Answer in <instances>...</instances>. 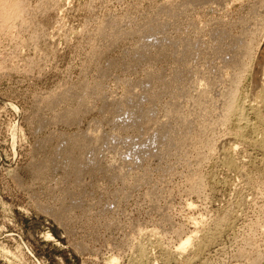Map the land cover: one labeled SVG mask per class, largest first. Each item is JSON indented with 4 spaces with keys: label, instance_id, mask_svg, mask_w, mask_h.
Instances as JSON below:
<instances>
[{
    "label": "rangeland",
    "instance_id": "rangeland-1",
    "mask_svg": "<svg viewBox=\"0 0 264 264\" xmlns=\"http://www.w3.org/2000/svg\"><path fill=\"white\" fill-rule=\"evenodd\" d=\"M0 10L16 13L0 15V264H264V0H0ZM144 83L183 142L138 169L127 166L133 144L158 123L140 136L118 127ZM91 136L116 147L79 181L70 161ZM42 207L71 209L57 222Z\"/></svg>",
    "mask_w": 264,
    "mask_h": 264
},
{
    "label": "bare ground",
    "instance_id": "bare-ground-1",
    "mask_svg": "<svg viewBox=\"0 0 264 264\" xmlns=\"http://www.w3.org/2000/svg\"><path fill=\"white\" fill-rule=\"evenodd\" d=\"M204 1H206V0H204ZM213 1V0H212ZM215 1V0H214ZM220 1V0H219ZM199 2V1H198ZM202 2V1H201ZM15 3V2H14ZM186 4V3H185ZM12 5V4H11ZM15 5V4H14ZM17 5V4H16ZM10 6V5H9ZM8 6V7H9ZM5 7V6H4ZM12 7H14L13 5H12ZM12 7H9L10 8V11H14L15 9H13ZM9 8H7L8 10H9ZM12 8V9H11ZM19 7H17V9H18ZM3 10V9H2ZM23 10V9H22ZM1 11V10H0ZM4 12H6L7 14H8V12H7V10L6 11H4ZM5 15V13H4V15L1 13L0 15L4 18V20H6L7 21V19L9 20V19H11V18H14V16H15V14L16 13H13L12 12V14L11 15ZM175 14V13H174ZM176 14H179V11H178V13H176ZM0 16V17H1ZM18 16V15H17ZM177 16V15H176ZM1 20H3V19H1ZM20 21V20H19ZM12 22V21H11ZM13 26V25H12ZM166 26V25H165ZM159 27H161V26H159ZM167 27V26H166ZM6 28V27H5ZM160 30H161V28H159ZM1 30V29H0ZM162 31V30H161ZM154 32H156V31H154ZM169 32V31H168ZM115 33V32H114ZM162 33V32H161ZM226 34L228 33V32H225ZM221 33H219V36H221V39L222 38H224V37H227V35L226 34H221ZM161 38H155L154 37V39H156L155 41H157V42H159L160 43V41H161V39H163L162 38V36H160ZM229 37V36H228ZM227 37V38H228ZM148 40V39H147ZM219 40H220V38H219ZM237 42H242V40H241V36L240 37H237L236 39H235ZM154 41V40H153ZM166 41V40H165ZM225 41H226V39H225ZM154 43H156V42H154ZM217 43V42H216ZM220 43V42H219ZM147 45L148 44H150L151 45V42L150 43H146ZM158 44V43H157ZM157 44H155V45H157ZM221 44V43H220ZM219 44V45H220ZM243 44H245V43H243ZM143 45H145V44H143ZM162 45V44H161ZM177 45V44H176ZM247 45V44H246ZM152 46V45H151ZM170 46V45H169ZM186 46V45H185ZM184 46V47H185ZM147 47H149V45L147 46ZM153 47V46H152ZM182 47V46H181ZM215 47V46H214ZM236 47V46H235ZM240 47H242V45L240 46ZM247 47V46H246ZM246 47H245V49H246ZM159 48V47H158ZM164 48V47H163ZM162 48V49H163ZM180 48V47H179ZM186 48V47H185ZM249 48V47H248ZM138 49V48H137ZM139 49L140 50H142L143 49V51H145L144 49H146V46H145V48L143 47L142 49L139 47ZM178 49V48H177ZM190 47H189V50H184L183 49V51L181 52L180 50V54H179V58H183V60L184 59H188V57L187 58H185L186 56H184L185 55V52L186 51H190ZM201 49H202V47H201ZM238 49V48H237ZM242 49V48H241ZM157 50H159V49H157ZM143 51L142 52H137V54H138V56L137 55H135L134 54V52H133V55H134V57H132V58H136V57H138V58H136L135 59V61L138 59V62L140 63V61L142 62V59L144 58V56H145V54H143ZM156 51V50H155ZM164 51V50H163ZM166 51V50H165ZM192 51H194V50H192ZM191 51V52H192ZM201 51V50H200ZM199 51V52H200ZM239 51V50H238ZM218 52V51H217ZM240 52V51H239ZM244 52V51H243ZM248 52V51H247ZM135 53H136V51H135ZM145 53V52H144ZM161 53V52H160ZM169 53V52H168ZM174 53H177V52H174ZM194 53H195V51H194ZM205 53V52H204ZM226 53V52H225ZM246 53V52H245ZM245 53H242V54H245ZM132 54V53H131ZM187 55L189 54V52L188 53H186ZM196 54V53H195ZM230 54V53H229ZM238 54H241V53H238ZM177 55V54H176ZM193 55V54H192ZM198 55V54H197ZM233 55V54H232ZM136 56V57H135ZM148 56V55H147ZM164 56V55H163ZM189 56V55H188ZM230 56V55H229ZM239 56V55H238ZM153 57V56H152ZM151 57V58H152ZM155 57V56H154ZM177 57V58H178ZM190 57V56H189ZM193 57V56H192ZM194 57H196V56H194ZM228 57V56H227ZM236 57V56H235ZM146 58H148V57H145V59ZM231 58V57H230ZM141 59V60H140ZM226 59V58H225ZM239 59V58H238ZM238 59H237V61H238ZM144 60V59H143ZM152 60V59H151ZM150 60V61H151ZM232 60H233V58H232ZM236 60V59H235ZM234 60V61H235ZM132 61V60H131ZM134 61V62H135ZM231 61V60H230ZM146 62V61H145ZM226 62V61H225ZM236 62V61H235ZM136 63H137V61H136ZM139 63H137V64H139ZM143 63H144V61H143ZM229 63V62H228ZM238 63V62H237ZM135 66H136V64L135 63H133ZM145 64V63H144ZM132 65V64H131ZM134 65H132L131 67H133ZM177 65H178V63H177ZM180 65V64H179ZM179 65L178 66H176V64H175V67H179ZM226 65H227V63H226ZM230 65H231V62H230ZM129 66V65H128ZM148 66V65H147ZM227 66H229V65H227ZM234 66V65H233ZM138 67V66H137ZM174 67V68H175ZM134 68V67H133ZM139 68V67H138ZM148 68V67H147ZM173 68V69H174ZM181 69V68H180ZM126 70H127V68H126ZM129 70V69H128ZM176 71H180V70H176V68H175V70H174V72H173V74L172 75H170L171 76V80L172 81H170V82H173L174 84H175V81H177V80H179V79H181V77H180V72H176ZM182 71V70H181ZM108 71L106 70L105 71V73H107ZM172 72V71H171ZM184 72V71H183ZM193 72V71H192ZM179 73V74H178ZM169 74V73H168ZM183 74V73H182ZM224 74V73H223ZM185 75V74H184ZM194 75V74H193ZM182 76V75H181ZM192 76V75H191ZM147 77V76H146ZM148 77H150V76H148ZM147 77V78H148ZM193 77H196L195 75L193 76ZM164 78H166V77H164ZM163 78V79H164ZM169 78V77H168ZM149 79V78H148ZM150 79H154V78H150ZM155 79H157V76H156V78ZM159 79H161V77L159 78V75H158V79L155 81V83L154 84H158L157 83V81H159ZM162 79V80H163ZM183 79V78H182ZM181 79V80H182ZM185 79V78H184ZM188 79V78H187ZM191 79H193V78H191ZM190 79V80H191ZM186 80V79H185ZM153 81V80H152ZM204 81V80H203ZM147 82V81H146ZM145 82V83H146ZM187 82V81H186ZM194 82H195V80H194ZM142 84H143V82H141ZM140 83V84H141ZM144 83V84H145ZM147 83H150V82H147ZM146 83V84H147ZM162 83V82H161ZM181 83H183L184 84V82H181ZM132 84V83H131ZM146 84L142 87V85L140 86V88H144V89H142V92L139 94V96L140 97H142L143 99H138L137 98V100L135 101V102H133L134 104H132V106H127L126 108H123V110H122V106H118L119 104H117V106H118V108H119V110L122 112L121 114H119L120 115V119H122V124L124 125H122V126H120L121 127V129H119V127H118V130H122L123 128L122 127H124V128H129V129H134L137 133H138V136H140L139 135V131H143V130H145V129H147L146 127L148 126V125H150V124H157L158 123V126L157 127H153L154 128V131H152L153 132V135H152V133H150L149 135H151L150 137H148V138H146L147 140V142H143V141H140L139 143L137 142V143H135L134 142V144H133V146L135 147H133L134 148V151L136 152V154L134 153V155H133V158H136V160L135 159H133V160H131V162H130V164H127V166H132L133 168H138L140 165H138L139 164V162L141 163L147 156L149 157H147L146 158V161H148L150 158H152L153 156H155V157H161V159L163 158V157H165L166 158V154L167 153H169L170 152V149H171V147L170 146H172V144H178L180 147H181V145L180 144H182V140L180 141V140H176V137H175V135H174V132H177L178 131V127H179V125H175L177 128H174V127H170L169 128V126L167 127L166 126V123L165 124H163L164 123V121L161 123V122H159L160 121V117H159V115H158V113H160V112H158V110L156 109H154L155 108V104H154V102H152V100H154V99H150V95L148 96V94H150V93H148L150 90L148 89V87H146L145 88V86H146ZM170 84V83H169ZM173 84V85H174ZM177 84V83H176ZM151 86H155V85H152V84H150ZM166 85V84H165ZM181 85V84H180ZM179 85V86H180ZM189 85V84H188ZM188 85H186V86H188ZM207 85V84H206ZM149 87V88H152L151 90H157L158 89V87H157V89H155V88H153V87ZM162 86V85H161ZM194 86V85H193ZM192 86V87H193ZM174 87V86H173ZM189 87V86H188ZM192 87L190 86L189 88H191L192 89ZM81 88H82V86H81ZM165 88H167V87H165ZM182 88V87H181ZM183 88H184V86H183ZM194 88V87H193ZM136 89V88H135ZM146 89H148V90H146ZM185 89H188V88H185ZM81 90H83V88L81 89ZM163 90V89H162ZM161 90V91H162ZM166 90V89H165ZM190 90V89H189ZM89 91V90H88ZM148 91V92H147ZM180 91H181V89H180ZM185 91V90H184ZM183 91V92H184ZM192 91V90H191ZM90 92V91H89ZM88 92V93H89ZM79 93V92H78ZM86 93V92H85ZM158 93V92H157ZM90 94V93H89ZM95 94V93H94ZM178 94V93H177ZM180 94H181V92H180ZM187 94V93H186ZM185 94V95H186ZM197 94V93H196ZM200 94V93H199ZM233 94V93H232ZM237 93H235V95H236ZM82 95V94H81ZM130 95H131V93H130ZM231 95V94H230ZM138 96V95H137ZM78 97V96H77ZM80 97V96H79ZM78 97V98H79ZM91 97V96H90ZM131 97V96H130ZM136 97V96H135ZM182 97V96H181ZM199 97V96H198ZM87 98V97H86ZM154 98H155V95H154ZM183 98H184V95H183ZM194 98H196V97H194ZM234 98V97H233ZM70 99V98H69ZM115 99V98H114ZM121 99V98H120ZM132 99L133 98H131L130 100L132 101ZM177 99H180V98H177ZM80 100V99H79ZM126 100V99H125ZM141 100H147V102L144 104H141L142 103V101ZM187 101H188V99H186ZM233 101H232V103L233 104H236V103H234V99H232ZM83 101V100H82ZM82 101L80 100V102L82 103ZM86 101V100H85ZM124 101V100H123ZM127 102H129L128 100H126ZM134 101V100H133ZM140 101V102H139ZM184 101V100H183ZM94 102V101H93ZM231 102V101H230ZM84 103H85V105H86V102H84L83 101V106H84ZM117 103V102H116ZM121 103H123V102H121L120 101V104ZM130 103H132V102H129L128 104H130ZM153 103V104H152ZM186 103V102H185ZM231 103V104H232ZM78 104H80V103H78ZM77 104V105H78ZM126 104V103H125ZM158 104V103H157ZM233 104L232 105H230V106H228V110L230 111V110H232L233 109ZM82 105V104H81ZM88 105V104H87ZM122 105V104H121ZM177 105H178V103H177ZM177 105L176 106H174V109H175V107H177ZM80 106V105H79ZM79 106H78V108H79ZM89 106V105H88ZM124 106V105H123ZM187 106V105H186ZM92 107V106H91ZM125 107V106H124ZM80 108H81V106H80ZM78 109V110H81V109ZM172 108V107H171ZM82 109H83V107H82ZM85 109H87V108H85ZM109 109V108H108ZM163 109V108H162ZM167 109V108H166ZM174 109L172 108V109H170V110H172V111H174ZM177 109V108H176ZM74 110H77V109H74ZM78 110H77V112L76 111H74L73 112V110H71V112L69 113V112H67V113H69V114H67L66 116L68 117L69 115H72V113H73V115H77V113H78ZM88 110V109H87ZM115 110V109H114ZM163 111V110H162ZM171 111V112H172ZM176 111V110H175ZM240 112H241V109L239 110ZM76 112V113H75ZM114 112V111H113ZM116 113H118L119 111L118 110H116L115 111ZM114 112V113H115ZM168 112V111H167ZM63 113V112H62ZM166 113V112H165ZM173 113V112H172ZM172 113H168V114H172ZM177 113V112H176ZM226 113V112H225ZM238 113V112H237ZM65 114V113H64ZM230 114V113H229ZM242 114V113H241ZM118 115V114H117ZM165 115V114H164ZM167 115V114H166ZM176 116V115H175ZM180 116H182V115H180ZM230 116V115H229ZM71 117H73V116H71ZM75 117H77V116H75ZM117 117V116H116ZM115 117V118H116ZM169 117H171V116H169ZM235 117V116H234ZM239 117V116H238ZM118 118V117H117ZM226 118V117H225ZM62 119V118H61ZM66 119V118H65ZM169 119V118H168ZM80 120V119H79ZM161 120H163V119H161ZM170 120V119H169ZM181 120V119H180ZM242 120V119H241ZM66 122H67V119L65 120ZM102 121V120H101ZM116 121V120H115ZM121 121V120H120ZM239 121V120H238ZM116 122H118L119 123V121H116ZM69 123V122H68ZM109 123H111V122H109ZM177 123V122H176ZM116 124V123H115ZM167 124H170L169 122L167 123ZM111 125H113V123L111 124ZM119 125H120V123H119ZM98 126V125H97ZM115 126H117V124L115 125ZM115 126H113V127H115ZM100 127V126H99ZM112 127V128H113ZM151 127V126H150ZM111 128V129H112ZM171 128H173V131H174V129H175V131L174 132H172L171 130ZM181 128V127H180ZM110 129V131L112 132L113 131V129L111 130ZM125 129V130H126ZM171 129V130H170ZM125 130H123V131H125ZM177 130V131H176ZM114 131H117V130H114ZM113 131V132H114ZM146 131V130H145ZM101 132V131H100ZM239 132V131H238ZM95 133V132H94ZM116 133V132H115ZM114 133V134H115ZM154 133H156V134H154ZM178 133H180V132H178ZM86 133H84V135H85ZM141 135H142V133H140ZM177 134V133H176ZM83 135V134H82ZM82 135H80V136H82ZM84 135H83V137H84ZM93 135V134H92ZM108 135H110V134H108ZM108 135H107V137H108ZM111 136V135H110ZM113 136H116V134L115 135H113ZM113 136H111V137H113ZM178 136V135H177ZM82 137V138H83ZM105 137H106V135H105ZM110 137V138H111ZM116 137H118L119 138V140H120V136H116ZM129 137H131V136H129ZM128 137V138H129ZM136 137H137V135H136ZM144 137H147V136H144ZM174 137H175V139H174ZM182 136H180V139H183V138H181ZM81 138V137H80ZM85 138H86V136H85ZM109 138V137H108ZM115 137H113V138H111V139H114ZM73 139V138H72ZM75 139V142L77 141V139H79V138H74ZM90 140H91V143H85V142H83V141H81V143L79 142V143H77L76 144V146H78V148L79 147H81L82 148V154H83V156H80L79 158H78V156H77V158L75 159V157H74V159L72 160L71 159V161H70V163L73 165L72 166V168H70V169H72L73 171H74V175L76 176H79L78 174H81L82 173V171H83V169H86L88 166H89V168L91 169V168H93L94 170H96L97 171V169L99 168V167H96V166H99V165H102V164H99V163H101V161H100V159H102V158H99V156H101L102 157V155H103V153H105L106 154V152H107V149L108 148H110V149H108V150H111V148L112 147H116V145H112V146H110V143H111V140H108L107 138V140L110 142V143H108L107 141L106 142H104V143H102L101 141H103V140H105V139H102L101 137H100V139H102L101 141H99L98 140V138H93L92 136L89 138ZM123 139H124V137H123ZM135 138L133 137V139L131 138V141L132 140H134ZM145 139V138H144ZM82 140V139H81ZM84 140V139H83ZM116 140V142H117V139H115ZM114 140V141H115ZM122 140V139H121ZM120 140V141H121ZM129 140V139H128ZM141 140V139H140ZM66 141H68V140H66ZM78 141H80V140H78ZM77 141V142H78ZM86 141V140H85ZM123 141V140H122ZM121 141V142H122ZM124 141H126L125 142V146H126V143L128 142L127 140H125L124 139ZM137 141V140H136ZM65 142V141H64ZM87 142H88V140H87ZM93 142V143H92ZM129 142H130V140H129ZM128 142V143H129ZM141 142H143V143H141ZM69 143H71V142H69ZM119 143V142H118ZM130 143H132V142H130ZM67 144H68V142H67ZM72 145H73V143H72ZM75 145V144H74ZM73 145V146H74ZM80 145V146H79ZM118 145V144H117ZM119 145H121L120 146V148L122 147V143H120ZM62 146V145H61ZM65 146V145H64ZM67 146H70V144H68ZM73 146H71L72 148H73ZM70 147V148H71ZM75 147V146H74ZM119 147V146H118ZM124 147V146H123ZM129 147H131L130 146V144H128V148H127V150L125 149V151L126 152H124L125 154H126V156L125 157H127V153H130L131 151L129 150ZM179 147V148H180ZM80 148V149H81ZM120 148H119V150H120ZM126 148V147H125ZM69 149V148H68ZM113 149V148H112ZM132 149V148H131ZM176 149V148H175ZM69 150H71V149H69ZM79 150V149H78ZM115 150V149H114ZM121 150H124V149H121ZM121 150H120V158H122V159H124L125 157H122V156H124L122 153H121ZM129 150V151H128ZM116 151L118 152V150L116 149ZM168 151V152H167ZM72 152V151H71ZM93 152H94V154L95 155H93L92 156V154H93ZM115 152V151H114ZM69 153V152H68ZM81 153V152H80ZM108 153L109 152H107V154H106V156L108 155ZM54 154H56V156H57V154L58 153H54ZM67 154V153H66ZM70 154V153H69ZM88 154H90L92 157H88ZM104 154V155H105ZM71 155H74V154H71ZM81 155V154H80ZM103 155V156H104ZM129 155V154H128ZM147 155V156H146ZM59 156V155H58ZM66 156H69V155H66ZM135 156V157H134ZM146 156V157H145ZM73 157V156H72ZM132 159V157H131V155L130 156H128V161H126L127 163L129 162V160H130V158ZM155 157H153V158H155ZM62 157H60L59 159H61ZM63 158H65V156L63 155ZM66 158H69V157H66ZM71 158V157H70ZM113 159V158H112ZM127 159V158H126ZM158 159H160V158H158ZM62 160V159H61ZM65 159H63V161H64ZM66 160H68V161H66V165H67V162H68V164H69V159H66ZM104 160V159H103ZM115 160H118V159H115ZM163 160V159H162ZM62 161V162H63ZM106 161V160H105ZM121 161V160H120ZM124 161H125V159H124ZM123 160H122V164H123V162H124ZM133 161V162H132ZM159 161V160H158ZM52 162V161H51ZM58 162V161H57ZM57 162L55 163V164H57ZM60 162V164H62L61 163V161H59ZM119 162V161H118ZM135 162V163H134ZM138 162V163H137ZM144 162H145V160H144ZM50 163V162H49ZM116 163V162H115ZM117 164V163H116ZM116 164H114V165H112V166H116ZM126 164V163H125ZM142 164H143V162H142ZM52 165V164H51ZM54 165V164H53ZM63 165V164H62ZM62 165H59V163H58V167L59 166H62ZM49 166V165H48ZM48 166H46V164H45V166L44 167H48ZM56 166V165H55ZM65 166V165H64ZM64 166H62V167H64ZM142 166V165H141ZM140 166V167H141ZM50 167V166H49ZM61 167V169H63ZM70 167H71V165H70ZM95 167V168H94ZM110 167V166H109ZM117 167H118V164H117ZM122 167H124V166H122ZM125 167H126V165H125ZM124 167V168H125ZM139 167V168H140ZM43 168V167H42ZM51 168H53V166H51ZM50 168V169H51ZM66 168H69V167H66ZM65 167H64V169H66ZM89 168H87L86 170L88 171V169ZM116 168V167H115ZM133 168H131V169H133ZM138 168V169H139ZM44 169V168H43ZM56 170L57 168H53V170ZM69 169V170H70ZM89 169V171L90 172H94V171H91ZM127 169H128V167H127ZM130 169V170H131ZM54 170V171H55ZM100 170H101V168H100ZM120 170V169H119ZM142 170V169H141ZM50 171V170H49ZM61 171H63V170H61ZM87 171H86V173H87ZM89 171H88V173H89ZM102 171V170H101ZM134 169L132 170V173L134 174ZM99 172V171H98ZM125 173H126V171H124ZM64 173L66 174V172L64 171ZM87 173V174H88ZM123 173V172H122ZM121 173V174H122ZM124 173V174H125ZM131 173V174H132ZM140 173V172H139ZM149 173V172H148ZM58 174V173H57ZM68 175H69V173H67ZM66 174V175H67ZM87 174H85L86 176H87ZM115 174V173H114ZM117 174V173H116ZM121 174H119V176H124V174L123 175H121ZM136 174H138L137 172L134 174V176L136 175ZM67 175V176H68ZM71 175V177H73V175L72 174H70ZM118 175V174H117ZM125 175H127V174H125ZM138 175H140V174H138ZM142 175V174H141ZM82 176V175H81ZM81 176H79L78 177V180L80 181V180H82V179H79V178H81ZM84 176V175H83ZM88 176H89V174H88ZM129 176V175H128ZM146 176V175H145ZM85 177V176H84ZM125 177V176H124ZM123 177V178H124ZM131 177V176H130ZM129 177V178H130ZM61 178V177H60ZM115 178L117 179L118 177H116L115 176ZM121 178V177H120ZM119 178V179H120ZM84 179V178H83ZM59 180H61V179H59ZM75 180V179H74ZM77 180V179H76ZM78 180H77V182H78ZM121 180H125V179H121ZM84 181V180H83ZM83 181L82 182H80V183H83ZM76 182V181H75ZM75 182H73L72 181V183L73 184H75ZM124 182V181H123ZM122 182V183H123ZM201 182V181H200ZM79 183V182H78ZM79 183V186H76L77 188L78 187H80L82 184H80ZM77 184V183H76ZM81 189V188H80ZM69 195H72V194H70L69 193ZM68 195V196H69ZM81 201V200H80ZM82 201H84V200H82ZM76 202V201H75ZM40 205V204H39ZM79 206H80V204H79ZM44 207H46V206H44ZM66 207V206H65ZM75 207H77L76 205L73 207V206H71V208H72V211H74L75 209ZM70 208V207H69ZM68 208V212H69V210L71 209H69ZM39 209H41V210H43V212H45L47 215H49L50 217H52L54 220H56L57 222L59 221V222H61L62 221V219H63V217H62V214L64 215L65 213H62V210H66V212H67V209H62L61 210V208H60V210L59 211H52L51 209L50 210H48L49 208L47 207V208H39ZM53 209V208H52ZM74 209V210H73ZM54 210V209H53ZM61 211V212H60ZM72 211H70V212H72ZM67 212V213H68ZM73 214V213H72ZM65 215H67V214H65ZM65 215H64V220H65ZM69 215H67V217H68ZM187 243H188V240H186V242L184 241V243L182 244V246H185V244L187 245ZM181 248V247H180ZM110 264H116L114 261L113 262H111Z\"/></svg>",
    "mask_w": 264,
    "mask_h": 264
}]
</instances>
